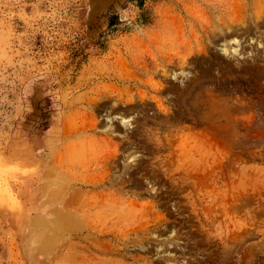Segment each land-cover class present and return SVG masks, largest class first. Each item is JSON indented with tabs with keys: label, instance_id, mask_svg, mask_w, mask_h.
Listing matches in <instances>:
<instances>
[{
	"label": "rangeland",
	"instance_id": "obj_1",
	"mask_svg": "<svg viewBox=\"0 0 264 264\" xmlns=\"http://www.w3.org/2000/svg\"><path fill=\"white\" fill-rule=\"evenodd\" d=\"M0 264H264V0H0Z\"/></svg>",
	"mask_w": 264,
	"mask_h": 264
},
{
	"label": "trees",
	"instance_id": "obj_2",
	"mask_svg": "<svg viewBox=\"0 0 264 264\" xmlns=\"http://www.w3.org/2000/svg\"><path fill=\"white\" fill-rule=\"evenodd\" d=\"M136 1H137L138 5H139L141 8L144 7L145 2H146V0H136ZM115 17H116V16H112L113 21L111 20V22L109 23L111 26L114 25V23H115V22H114Z\"/></svg>",
	"mask_w": 264,
	"mask_h": 264
}]
</instances>
